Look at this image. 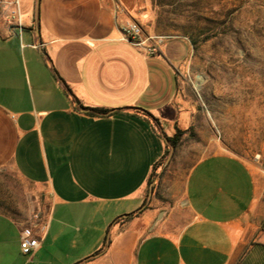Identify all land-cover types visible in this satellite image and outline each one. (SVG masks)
I'll list each match as a JSON object with an SVG mask.
<instances>
[{
	"label": "crops",
	"instance_id": "crops-1",
	"mask_svg": "<svg viewBox=\"0 0 264 264\" xmlns=\"http://www.w3.org/2000/svg\"><path fill=\"white\" fill-rule=\"evenodd\" d=\"M17 1L12 17L0 0V176L14 173L30 193L17 212L0 196V255L264 264L263 171L217 151L150 180L167 138L191 125L179 91L187 39L161 37L152 54L125 40L122 26L144 21L140 0ZM21 232L40 238L30 254Z\"/></svg>",
	"mask_w": 264,
	"mask_h": 264
},
{
	"label": "rangeland",
	"instance_id": "rangeland-1",
	"mask_svg": "<svg viewBox=\"0 0 264 264\" xmlns=\"http://www.w3.org/2000/svg\"><path fill=\"white\" fill-rule=\"evenodd\" d=\"M140 6L145 35L181 36L191 46L179 76L191 125L178 146L166 148L150 180L159 184L174 167L185 169L217 151L264 172V0H140ZM0 180L3 202L14 212L24 210L29 186L12 172ZM46 211L34 208V222L41 224ZM9 262L0 255V264Z\"/></svg>",
	"mask_w": 264,
	"mask_h": 264
},
{
	"label": "built area",
	"instance_id": "built-area-1",
	"mask_svg": "<svg viewBox=\"0 0 264 264\" xmlns=\"http://www.w3.org/2000/svg\"><path fill=\"white\" fill-rule=\"evenodd\" d=\"M14 7L11 11L12 17L17 14V0H5ZM122 35L128 42L145 48L148 53H157L159 51L160 38L145 35L141 23L136 19H130L122 26ZM40 238L38 235L21 232L19 244L23 253L30 254L39 245Z\"/></svg>",
	"mask_w": 264,
	"mask_h": 264
},
{
	"label": "trees",
	"instance_id": "trees-1",
	"mask_svg": "<svg viewBox=\"0 0 264 264\" xmlns=\"http://www.w3.org/2000/svg\"><path fill=\"white\" fill-rule=\"evenodd\" d=\"M94 109L97 112H104L105 111V109H103V108H94ZM185 131L186 130H182V129H179V128L176 127L175 133L171 137H168L167 138L168 146H171V147L178 146L180 144V142H181V137L185 133ZM190 136L191 137H194V134L193 133H190ZM156 164H157V162H156ZM156 164L154 165V167L156 166Z\"/></svg>",
	"mask_w": 264,
	"mask_h": 264
}]
</instances>
